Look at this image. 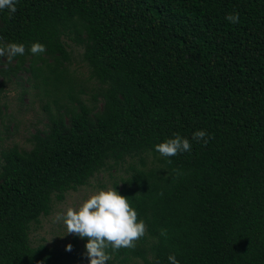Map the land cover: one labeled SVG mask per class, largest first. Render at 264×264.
<instances>
[{
	"label": "trees",
	"instance_id": "trees-1",
	"mask_svg": "<svg viewBox=\"0 0 264 264\" xmlns=\"http://www.w3.org/2000/svg\"><path fill=\"white\" fill-rule=\"evenodd\" d=\"M16 9L0 10V42L26 51L0 57V92L24 72L49 101L30 149L0 151V264H85L86 237L32 246L31 225L124 165L114 187L146 234L135 248H108L106 264H169L170 254L179 264H264V0H17ZM232 13L239 23L225 19ZM34 42L46 51L31 54ZM67 42L82 50L90 99L69 72ZM198 130L206 144L192 140ZM175 133L191 151L162 156L155 146Z\"/></svg>",
	"mask_w": 264,
	"mask_h": 264
},
{
	"label": "clouds",
	"instance_id": "clouds-1",
	"mask_svg": "<svg viewBox=\"0 0 264 264\" xmlns=\"http://www.w3.org/2000/svg\"><path fill=\"white\" fill-rule=\"evenodd\" d=\"M16 3L17 0H0V10L7 9L11 18L17 11ZM225 19L233 24L239 23V14H228ZM25 51L23 43L0 42V57L6 56L9 62L14 57L24 55ZM29 51L33 55H40L46 51V47L34 42ZM208 139L210 136L204 130L192 134V140L197 142L203 141L206 144ZM191 147L188 138L175 133L172 138L157 144L155 149L164 157H174L178 153L190 152ZM61 219L66 226V233L87 238L85 248L89 264H106L111 259L106 251L108 248L114 251L135 248L136 242L146 234V224L143 220H138V213L130 205L129 199L118 194L115 187L91 194L78 209L69 207L66 213H57L56 220ZM161 235H166V232L162 230ZM66 250L71 251V245H67ZM167 259L169 264H179L175 254H170Z\"/></svg>",
	"mask_w": 264,
	"mask_h": 264
},
{
	"label": "rangeland",
	"instance_id": "rangeland-1",
	"mask_svg": "<svg viewBox=\"0 0 264 264\" xmlns=\"http://www.w3.org/2000/svg\"><path fill=\"white\" fill-rule=\"evenodd\" d=\"M67 45L70 52L69 72L73 74L77 84L86 87L87 91L83 97L90 99L91 94L94 93V85L86 81L88 74L86 66L81 62L82 50L70 42H67ZM2 79L0 75V82ZM10 80L0 92V151L13 145L29 150L30 135L36 130L43 129L46 123L48 112L44 107L49 100H41L35 95L38 91L33 88V79L29 73H18L17 78L10 77ZM53 107L49 103L51 110ZM149 161L151 160H147ZM125 167L124 165L119 168L117 172H101L93 177L87 186L68 192L62 202H53L51 213L46 217H40L38 225H31L29 234L31 245L44 244L50 248L60 249L69 243L75 234L66 233L63 220H56L57 213L64 214L69 207L78 209L91 194L114 187L115 181L118 182V176L124 173ZM83 262L89 264L87 254ZM123 264H142V262L140 259H131Z\"/></svg>",
	"mask_w": 264,
	"mask_h": 264
}]
</instances>
